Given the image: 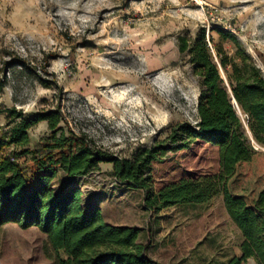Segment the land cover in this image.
<instances>
[{"label": "rangeland", "instance_id": "1", "mask_svg": "<svg viewBox=\"0 0 264 264\" xmlns=\"http://www.w3.org/2000/svg\"><path fill=\"white\" fill-rule=\"evenodd\" d=\"M202 28L211 44L229 53L232 43L221 41L214 29L235 35L264 71V0H0V77L6 75L0 109L15 107L26 117L58 110L65 133H85L98 148L131 158L163 141L177 123H195L199 77L177 40ZM235 108L247 142L258 147ZM17 121L0 114V139ZM50 132L40 121L28 130L26 146L5 144L0 156L15 154L23 163L26 156L19 153L34 150ZM218 160V147L201 140L168 150L151 163L152 190L213 174ZM94 171L97 176L77 181L81 191L97 198L104 220L138 228L139 242L157 262L222 264L241 254V232L221 195L150 212L144 190L112 184L110 163ZM72 180L60 172L53 185L61 190ZM44 242L34 226L5 223L0 264H53Z\"/></svg>", "mask_w": 264, "mask_h": 264}, {"label": "trees", "instance_id": "2", "mask_svg": "<svg viewBox=\"0 0 264 264\" xmlns=\"http://www.w3.org/2000/svg\"><path fill=\"white\" fill-rule=\"evenodd\" d=\"M214 31L221 41L232 43V53L219 43L211 44L212 37H206L204 28L177 40L178 51L189 56L199 77L195 123H177L163 141L136 150L131 158L98 148L85 133L71 129L65 133L58 110L26 117L15 107L0 109V114L7 112L12 120L18 119L2 134L0 150L5 144L26 146L28 130L40 121H46L51 131L38 140L34 150L19 153L26 156L23 163L15 154L0 156V226L36 227L45 235L43 252L53 264H161L139 242L138 228L106 222L97 198L85 196L77 185L79 178L97 170L100 163H110L120 185L146 192L144 204L150 212L202 204L221 195L242 235L241 254L222 264H243L247 259L264 264V151L247 142L229 93L247 119L254 140L264 147V72L235 35L220 28ZM5 82L6 75H2L0 90ZM195 140L218 147V170L199 178L182 177L153 191L151 163L168 150L189 148ZM60 172L73 180L56 190L53 181Z\"/></svg>", "mask_w": 264, "mask_h": 264}, {"label": "water", "instance_id": "3", "mask_svg": "<svg viewBox=\"0 0 264 264\" xmlns=\"http://www.w3.org/2000/svg\"><path fill=\"white\" fill-rule=\"evenodd\" d=\"M217 65H218V67L220 68L219 62L217 63ZM260 68H261V67H260ZM220 69H221V68H220ZM261 69H262V68H261ZM262 71H263V70H262ZM263 72H264V71H263ZM229 93H230V98H231L232 103L234 104V106H236V107L240 110L239 106H238V105L235 103V101H234V98H233V95H232L231 90H229ZM240 112H241L242 117L245 118V116H244V114L242 113L241 110H240ZM237 115H238V113H237ZM239 117H240L241 122H242L243 120H242L241 116H239ZM245 120H246V125H247L248 132H249L251 138L254 140V138H253V136H252V133H251L249 127H248L247 119L245 118ZM254 141H255V140H254ZM255 143H257V142L255 141ZM257 145H258V147L254 146V145L252 144V147H253L254 149H256V150H263V151H264V148H262L258 143H257Z\"/></svg>", "mask_w": 264, "mask_h": 264}, {"label": "built area", "instance_id": "4", "mask_svg": "<svg viewBox=\"0 0 264 264\" xmlns=\"http://www.w3.org/2000/svg\"><path fill=\"white\" fill-rule=\"evenodd\" d=\"M97 175H98L97 172L92 171V172L88 173L87 175L82 176L81 178L84 180V179H88V178H91V177H95ZM111 179H112V184L113 185L116 184V183L119 184L118 181H117V178L115 176L112 175Z\"/></svg>", "mask_w": 264, "mask_h": 264}, {"label": "crops", "instance_id": "5", "mask_svg": "<svg viewBox=\"0 0 264 264\" xmlns=\"http://www.w3.org/2000/svg\"><path fill=\"white\" fill-rule=\"evenodd\" d=\"M99 206V205H98ZM100 207V206H99ZM100 209H101V207H100ZM106 221V220H105ZM106 222H108V223H110V224H114V225H125V224H121V223H112V222H109V221H106ZM128 226H130V225H128ZM240 232V231H239ZM237 255H239V254H237Z\"/></svg>", "mask_w": 264, "mask_h": 264}]
</instances>
